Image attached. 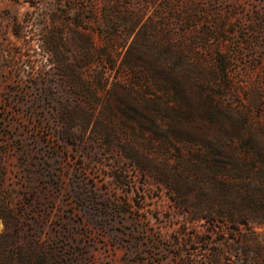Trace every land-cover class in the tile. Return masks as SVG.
<instances>
[{
    "label": "rangeland",
    "instance_id": "1",
    "mask_svg": "<svg viewBox=\"0 0 264 264\" xmlns=\"http://www.w3.org/2000/svg\"><path fill=\"white\" fill-rule=\"evenodd\" d=\"M0 206L31 264H264V0H0Z\"/></svg>",
    "mask_w": 264,
    "mask_h": 264
},
{
    "label": "trees",
    "instance_id": "2",
    "mask_svg": "<svg viewBox=\"0 0 264 264\" xmlns=\"http://www.w3.org/2000/svg\"><path fill=\"white\" fill-rule=\"evenodd\" d=\"M0 216L3 217L6 223V230L4 234L0 237L1 240H5V246L0 249V259L1 264H14L16 261L20 262L21 264H31L32 263V256H22V258H17L14 250V233L9 230V227L15 224V217L13 216L12 212L8 210V208H4L0 206ZM35 250V248H33Z\"/></svg>",
    "mask_w": 264,
    "mask_h": 264
}]
</instances>
